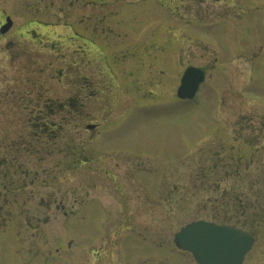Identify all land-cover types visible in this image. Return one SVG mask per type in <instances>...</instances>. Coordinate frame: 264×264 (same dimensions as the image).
<instances>
[{"label":"rangeland","instance_id":"1","mask_svg":"<svg viewBox=\"0 0 264 264\" xmlns=\"http://www.w3.org/2000/svg\"><path fill=\"white\" fill-rule=\"evenodd\" d=\"M148 1L116 0V4H111L107 0L105 17H111L110 11L116 12L111 20L123 19V27L127 29L133 28L131 22H137L142 27L139 38L147 34L161 36L162 27L154 13L142 11L141 6L149 4ZM69 3L70 0H0V9H5L13 18L15 26L24 20V9L29 16L63 23L68 19ZM235 3L243 11L234 8L220 21L203 18L195 24L192 21L180 25L188 28L190 24L188 29H195L203 41L191 43L181 39L186 52L184 63L203 66L206 70L197 99L179 101L171 93L169 101L157 102L160 95L144 93L141 99L155 102L134 106L113 129L130 139L127 147L132 150L129 152L137 153L130 158L137 156L138 160V167L134 169H151L160 175L165 170L168 176L167 188H152L157 201L167 192L168 205L154 204L155 214L148 221L152 236L143 230L146 223L138 220L134 230L139 237L138 245L135 250L134 240L123 241V264H197L189 253L173 243V234L181 226L199 219L236 226L251 233L255 241L242 264H264V0H235ZM135 4H139L138 13L125 15ZM158 9L161 8L158 6ZM73 12L74 20H78L84 9L79 7ZM58 33L64 34V28L58 29ZM18 35L11 38L15 41L17 37L7 49L9 61H4L5 76L0 71V108L3 99L8 100L10 109V117L0 118V157L6 155L8 159L0 165V264H65L66 254L77 252L65 249L56 252L53 247L48 248L44 236L37 232L34 237L30 236V228L17 218L20 212L41 210L29 198L82 197L87 189L83 184V169L75 166L68 179L67 158L58 155V167L53 170L52 157L33 155L36 154L33 145L26 153L27 140L17 132L22 129L23 118H19V113L26 102L38 95L63 97L70 89L71 82L64 75L67 48L43 50ZM45 35L49 36V32ZM129 36L132 39L131 35L111 34L107 39L120 43ZM174 37L170 33L169 41H175ZM212 41L217 45L211 44ZM18 54L25 62L22 72ZM96 109L90 108V111L93 113ZM86 116L84 113L83 117ZM241 116L251 118L254 125L250 126ZM4 131L8 132L5 134L8 140L3 138ZM82 137L81 130L74 129L71 139L68 136L59 139V146L62 151L71 152V148L78 151L83 147ZM13 158L15 162L10 160ZM35 170L40 186H33L36 181L29 183ZM4 190L8 202L2 199ZM89 190L91 196L103 193L109 197L106 191L92 187ZM145 190L138 187L132 194L142 195ZM50 210L55 211L54 204ZM85 210L79 207L75 211L82 216ZM49 225L42 227L47 229ZM85 228L87 224L80 222L68 226L67 232L82 239ZM146 244L153 248L152 256L147 258L145 254L152 250Z\"/></svg>","mask_w":264,"mask_h":264},{"label":"flooded vegetation","instance_id":"2","mask_svg":"<svg viewBox=\"0 0 264 264\" xmlns=\"http://www.w3.org/2000/svg\"><path fill=\"white\" fill-rule=\"evenodd\" d=\"M115 1L108 0L111 4ZM106 2L107 0H70L68 19L63 23L29 16L25 14L24 9V20L19 26L14 25L13 18L5 9H0V29L3 27V30H0V71L3 76L6 71L4 61H9L7 49L15 43L16 36L15 41L11 40L15 34H19L18 38L36 43L43 50L67 48V68L64 75L69 84L71 82L70 89L63 97L38 95L26 102L19 113V118H23L22 129L17 132L21 138L27 140L26 153H29V147L33 145L36 153L33 155L52 157L53 170L58 167V155L67 158L68 179L75 166H81L83 169V184L87 189L82 197L72 195L60 198H29L28 201L35 200L34 203L41 210L20 212L17 218L21 224L24 222L27 228H30V236L34 237L35 232L44 236V244L48 248L51 246L56 252L64 249L77 252L66 254L65 264H123V241L128 238L134 240L135 250L138 245L136 239L139 237L134 231L138 220L146 223L143 224V230L152 236L153 229L148 221L155 214L154 204L164 207L169 202L167 192L160 200H154L152 188H167L168 176L164 174L165 170L160 175L151 169H134L138 167V160L137 156L130 158L137 154L129 152L132 150L127 147L130 139L120 136L113 129L121 124L123 114L131 112L134 106L154 101L141 99L142 94L160 95L161 98L157 102L169 101L171 93L175 97L180 74L191 65L184 63L186 52L181 46V39L191 43L200 40L195 29H188L190 24H187L186 28L182 23L193 21L195 24L203 18L215 22L224 19L225 13L229 14L234 8L243 11V7L235 3V0H149V4L141 6L142 11L147 14L154 13L163 33L161 36H149L146 32L147 35L139 38L137 36H140L138 34L142 32V27H138L137 22H131L133 28L127 29L123 27V19L111 20L117 14L112 11V18L106 19ZM79 7L84 9V13L81 18L74 20L73 11ZM138 7L139 4H135L125 15L130 17L137 14ZM95 13L97 16L92 18ZM61 27L65 31L62 35L58 33ZM47 32L49 36L45 35ZM170 33L175 36L173 42L169 41ZM111 34L131 35L132 39L129 36L127 40L114 43L107 39ZM18 57L22 72L25 70L24 58L21 59L19 54ZM193 66L201 68L206 75L203 66ZM40 70L42 71L41 67L39 72ZM6 95L9 97V92H6ZM1 102L0 118L10 117L8 100L5 102L2 99ZM90 108L97 109L92 113ZM24 113L27 114L26 118ZM84 113L87 114L86 117H83ZM241 118L247 119L250 126L254 125L251 118ZM74 129L81 130L83 147L78 151L71 147V152L62 151L59 139L65 136L71 139ZM5 134L8 132L4 131L3 134V138L8 140ZM2 150L4 151L3 148ZM74 154V158H71ZM19 155L24 156L21 152ZM2 156L0 165L8 162L7 156ZM10 160L15 162L16 158ZM34 167L36 168V165ZM32 177L29 183L36 181L33 186H40L37 170ZM90 187L108 192L109 197L106 198L103 193L97 196L89 195ZM138 187H144L145 193L132 194ZM5 193L4 190L2 199L8 202ZM52 204L55 211L50 210ZM79 207L86 209L81 213L82 216L75 211ZM80 222L87 224L86 234L82 239H76L74 234L67 232L68 226ZM43 225H49V228L45 229ZM147 247L152 251H147L146 258L153 254V248L149 245Z\"/></svg>","mask_w":264,"mask_h":264},{"label":"water","instance_id":"3","mask_svg":"<svg viewBox=\"0 0 264 264\" xmlns=\"http://www.w3.org/2000/svg\"><path fill=\"white\" fill-rule=\"evenodd\" d=\"M202 79V72L188 68L181 78L177 95L192 97ZM173 242L189 251L199 264H241L245 253L251 248L253 237L237 227L196 220L174 233Z\"/></svg>","mask_w":264,"mask_h":264}]
</instances>
